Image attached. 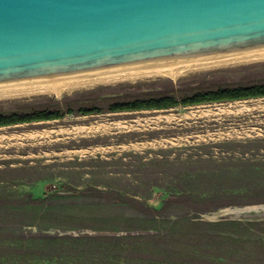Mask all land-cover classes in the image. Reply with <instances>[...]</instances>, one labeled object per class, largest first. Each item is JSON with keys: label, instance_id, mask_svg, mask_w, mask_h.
I'll use <instances>...</instances> for the list:
<instances>
[{"label": "rangeland", "instance_id": "1", "mask_svg": "<svg viewBox=\"0 0 264 264\" xmlns=\"http://www.w3.org/2000/svg\"><path fill=\"white\" fill-rule=\"evenodd\" d=\"M258 81L264 61L228 63L4 99L0 116ZM0 264H264V100L0 127Z\"/></svg>", "mask_w": 264, "mask_h": 264}, {"label": "water", "instance_id": "2", "mask_svg": "<svg viewBox=\"0 0 264 264\" xmlns=\"http://www.w3.org/2000/svg\"><path fill=\"white\" fill-rule=\"evenodd\" d=\"M264 55V0H0V93Z\"/></svg>", "mask_w": 264, "mask_h": 264}, {"label": "trees", "instance_id": "3", "mask_svg": "<svg viewBox=\"0 0 264 264\" xmlns=\"http://www.w3.org/2000/svg\"><path fill=\"white\" fill-rule=\"evenodd\" d=\"M264 97V81L242 83V84H226L222 86H212L210 88H194L192 90H170L163 93L148 95L147 97H136L131 100H115L107 105L106 108L91 106H78L77 108L68 105L62 107L54 103L52 107L48 106H33L32 112L12 114L9 116H0V127L7 125H18L20 123H33L36 121H52L63 119L68 114H78L81 116L100 114L101 112L115 113V112H131V111H147V110H159L170 109L178 107L179 105L184 107H194L195 105L211 104V103H224L226 101H240L242 99ZM86 193H94L100 197L113 198L116 202H121L127 206L134 207L135 204H139L135 199H130L119 192H105L97 191L95 189H89L80 194L86 195ZM186 201L189 202L190 198L186 195H171L165 201V204L160 210L154 208L145 207L143 210L148 212L160 213L165 210L166 204L173 201ZM9 201V200H8ZM43 200H29L27 203H38ZM10 203H14L11 201ZM23 205H35V204H23Z\"/></svg>", "mask_w": 264, "mask_h": 264}, {"label": "bare ground", "instance_id": "4", "mask_svg": "<svg viewBox=\"0 0 264 264\" xmlns=\"http://www.w3.org/2000/svg\"><path fill=\"white\" fill-rule=\"evenodd\" d=\"M257 61H264V55H259L257 57H246L241 59H234V60H225L222 62H210L209 64H197L194 66H186V67H178L173 69H162L161 71H148L146 73H135L130 75H122V76H114V77H108V78H99L95 80H83L82 82H69L67 84H55L51 86H43V87H35L30 89H19L16 91H4L3 93H0V100L4 99H11V98H17L24 96H33L35 94L40 93H48V94H55L59 95L63 92H69L70 90L83 88V87H91L95 85H99V83H110V82H118L120 80H136V79H147L152 77H169L174 80V78H177L180 75H183L184 73H190L194 72V70H201V69H210V67H218L223 66L230 63H241V62H257ZM123 82V81H122ZM94 131V130H92Z\"/></svg>", "mask_w": 264, "mask_h": 264}, {"label": "crops", "instance_id": "5", "mask_svg": "<svg viewBox=\"0 0 264 264\" xmlns=\"http://www.w3.org/2000/svg\"><path fill=\"white\" fill-rule=\"evenodd\" d=\"M258 100H264V97H258V98H249V99H242V100H240V101H226V102H242V101H258ZM226 102H224V103H226ZM211 104H213V103H211ZM211 104H201V105H211ZM195 106H198V105H195ZM194 106V107H195Z\"/></svg>", "mask_w": 264, "mask_h": 264}]
</instances>
